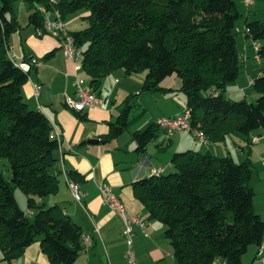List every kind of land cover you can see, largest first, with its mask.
<instances>
[{
    "label": "trees",
    "instance_id": "1",
    "mask_svg": "<svg viewBox=\"0 0 264 264\" xmlns=\"http://www.w3.org/2000/svg\"><path fill=\"white\" fill-rule=\"evenodd\" d=\"M19 2L31 11L30 24L36 29L46 22L38 6L57 12L63 21L83 10L90 13L88 27L72 35L83 50V70L93 87L121 70L128 75L145 72L143 93L168 94L175 90L162 84L176 77L192 128L211 144L233 136L250 146L248 138L264 131V70L253 80L259 94L255 103L227 98L242 68L235 33L240 13L234 0H62L56 5L0 0V161L8 160L12 172L8 180L0 168V250L5 261L22 256L35 243L51 264H75L86 249L82 226L60 205L45 201L59 193L64 173L52 123L24 99L29 73L8 57L10 38L20 29ZM245 35L259 45L264 66V20L248 22ZM131 108L129 101L108 141L132 125ZM159 132L156 123L135 131L136 151L146 153ZM171 166L169 173L136 182L133 190L148 220L165 227L176 264H214L218 259L243 264L249 248H260L264 239V219L254 208L252 161L236 163L231 153L219 157L189 150L175 153ZM16 188L27 196L32 218L19 206Z\"/></svg>",
    "mask_w": 264,
    "mask_h": 264
},
{
    "label": "crops",
    "instance_id": "2",
    "mask_svg": "<svg viewBox=\"0 0 264 264\" xmlns=\"http://www.w3.org/2000/svg\"><path fill=\"white\" fill-rule=\"evenodd\" d=\"M61 1L54 0V3L56 5ZM234 1L240 13L238 20L239 35H244L243 42L247 58L245 65L250 67L252 63H249L248 58L252 52L248 49L251 45L248 42L250 38L245 35V27L248 22L264 20V0H253L250 6H246L244 0ZM22 4L24 3L19 4V9L28 12L26 14V11L18 12L20 29L11 36L10 48L19 60L36 59L40 63L39 66L33 67L29 72V80L23 88V96L32 109L43 112L63 134L60 150L57 154L60 159V167L64 173L60 191L57 195L52 196L51 200L45 201L48 205H60L82 226L84 234H91L92 236V247L82 251L75 264H127L123 221L118 214L111 212L104 205L100 190L102 186H111L113 193L125 204L127 211L147 222L146 233L137 228L134 238V250L138 264H176L173 250L165 237V227L157 221L148 220V212L145 207L134 197L133 185L144 178H148L154 168L166 167V170L170 169L171 171V157L177 152L197 150L199 152H211L216 156L223 157L231 153V149L226 142L205 144L208 148L201 149L190 141L192 135L189 132L182 136L175 135L169 138L163 130H160L158 138L153 142L156 145V152L149 154L150 144L147 152L140 154L136 151L137 143L133 138V133L137 130L130 131L132 125L120 137L108 141L106 138L111 132L112 124L116 123L127 103L129 101L130 104L133 103L136 95L141 94L143 96L141 79L136 81L132 75L121 70L108 75L98 87H93L88 75L82 69L78 72L79 78L85 81V84L97 94L103 103L100 108L86 109L82 113L74 111L66 102L68 98L76 99L77 88L74 82V67L65 58L59 40L51 36L38 37L36 35V28L30 24L29 20L31 11L25 4L22 7ZM83 11L85 14L82 17L86 19L90 13ZM49 13L51 19L56 18L55 11ZM78 22L72 19L66 25L70 33L84 28V23L79 24ZM70 26L73 31L69 30ZM239 38L237 35L238 52L240 48ZM120 73H125L127 77H118ZM261 75L262 73L259 76ZM251 81L253 80L249 77V85H251ZM34 85L40 86L39 97L35 95ZM162 87L175 91H180L181 88L177 89L176 77L164 81ZM245 91L243 87H236L235 90H229L227 95L245 93ZM159 93L167 97V100L172 97L171 93ZM183 100L184 103L178 100L179 106L183 105V109L167 106L166 109L152 115V118L155 119L156 116H159L157 117L159 120L163 117L179 116L187 108L186 98ZM164 101L166 105V100ZM144 102L146 103L143 101L142 106H146ZM145 110L148 108L146 107ZM132 112L133 108L130 109V116ZM157 119L155 121H158ZM127 131L129 134L124 139ZM91 139L105 141V143L82 145V142ZM239 140L244 139L239 138ZM203 147L205 148V146ZM239 149V151H244V147ZM159 154L167 155L168 166L160 163L157 157ZM67 180L80 186L84 195L83 204L87 213L94 218V225L99 229V234L94 233V225L89 220L88 215L73 200ZM29 214L32 216V213L29 212ZM263 216L261 217L263 218ZM0 264L51 263L42 252L40 243H35L28 247L22 256L11 262L4 260L0 250ZM214 264H226V262L218 259ZM243 264H264V239L260 248L257 246L249 248L243 258Z\"/></svg>",
    "mask_w": 264,
    "mask_h": 264
},
{
    "label": "built area",
    "instance_id": "3",
    "mask_svg": "<svg viewBox=\"0 0 264 264\" xmlns=\"http://www.w3.org/2000/svg\"><path fill=\"white\" fill-rule=\"evenodd\" d=\"M51 4L55 5L54 0H49ZM246 6H250L253 0H244ZM24 7V4H22ZM39 12L46 17V22L43 28L36 29V35L38 37L51 36L59 40L61 49L65 58L70 61L74 67L75 75L74 82L77 88L76 99L68 98L66 100L68 106L76 112H84L86 109L100 108L103 101L97 96V94L89 88L85 81L80 79L78 72L83 69L84 54L82 48L78 47L75 38L70 33L65 25V21L62 20L61 16L56 12V18L51 19V15L45 6H38ZM255 50L258 51L259 45L254 43ZM8 57L12 60L16 66L22 69L24 72L29 73L33 67L39 66L38 60L33 59L30 61L19 60L17 55L12 51L11 48L8 50ZM257 61L260 62L259 56L257 55ZM253 81H251V85ZM40 86L34 85V92L37 97L40 95ZM160 130H163L169 138L189 132L194 138L201 141L202 143L208 144L206 135L197 129H193L191 126V111L185 109V111L176 117H163L156 122ZM52 131V138L57 140L61 146L63 134L56 128L54 124ZM264 162V161H263ZM166 172V167L154 168L151 170L150 177L159 176ZM73 200L81 206L83 211L88 215L89 220L94 225V218L90 216L83 204L84 195L81 192L80 186L75 182L67 180ZM101 193L103 196L104 205L113 213L118 214L123 221L124 230L123 237L126 242L125 259L127 264H138L137 256L134 250V238L136 236V229H140L143 233H146L147 227L146 222L143 218L135 215H131L125 204L113 193L111 186H102ZM94 233L99 234V229L94 225ZM84 248L89 249L92 247V236L91 234H83L81 238Z\"/></svg>",
    "mask_w": 264,
    "mask_h": 264
},
{
    "label": "rangeland",
    "instance_id": "4",
    "mask_svg": "<svg viewBox=\"0 0 264 264\" xmlns=\"http://www.w3.org/2000/svg\"><path fill=\"white\" fill-rule=\"evenodd\" d=\"M19 4H20V2L16 4V9H19V7H20ZM19 11H26V10H23V9L17 10V15H18ZM27 12L28 11H26L25 14ZM83 12L84 11H80L74 15L67 17V19L65 21V25H67L70 20L74 19V20L79 21L78 22L79 24L84 23V26H83L84 28L82 30L86 29V27L88 26V23L86 22V19H83V17H82L83 14H85ZM238 23H239V21L236 22L235 33H236V35H238L240 37L239 38V46H240L239 55H240V62L242 63V68H241L240 77H239L238 81L236 82L237 84H235L233 86L230 85L228 87V91L231 89L235 90L236 87H238V88L243 87L244 90H246V91H245V93L241 92L240 94L227 95V98L232 99L234 101L246 99L249 103H255L257 101V99L259 98V94L254 91L252 85H249L248 78L250 77L252 80L257 78L263 72L264 66H263V64H261L260 62L257 61V58H256L257 57V51L255 50L254 42L251 39L248 41L249 44L251 45V46H249L248 49L252 52V54L248 58V61H249V63H252V64L250 67H247V65H245V63H247V60H246L247 58L245 56V46H244V42H243L244 35H239L240 33H239ZM69 30L73 31V28H71V26H70ZM253 53H254V56H252ZM146 74L147 73L143 72V73H139V74H133L132 76L134 77V80H136V81L141 79L142 87H143V83L146 79ZM118 77L121 78V77H127V76L125 75V73H120L118 75ZM176 81H177V89H178L179 87H181V82L178 78H176ZM142 95L143 96H141V94L136 95L137 97L133 100V103H131V106L133 108V112H132L130 117L133 120V122H132V128L130 129V131H132V132L134 130L138 131L139 129H141L140 130L141 132L145 131L154 122H157L155 120L159 116H156V118L154 119V118H152V115H156L162 109L163 110L166 109L167 106H171V107L177 108V109H183L182 104H181L182 106H179L178 100H180V101H182V103H184L183 99L185 98V95L183 93H181L180 91H174L173 93H171L170 95L172 97L171 98L168 97L169 98L168 100H167V97H165L164 95H162L159 92L154 93V94L142 93ZM164 98H166V99H164ZM164 100H166V105H165ZM143 101H146V103L144 102V104L146 106H142L141 103H143ZM146 107L148 108V110H145ZM182 113H183V111L180 114H182ZM127 134H129L128 131L125 133L124 139L127 138V136H128ZM166 136L168 137L167 134H166ZM190 138H191L190 141H192L195 145H198L199 148H201V149L208 148V147H206L205 143H202L201 141L197 140L196 138L193 137V135ZM248 139L251 142L250 146H249L248 140L247 141H245V140L240 141L238 137H233V136L229 137L226 140V143H227V146L229 147V149H231L230 151H231L236 163H243V162L247 161V159H250L252 161L253 177H252L251 185L255 191L254 208H255V211L257 214H259L260 216H263L264 215V162H263L264 161V131L258 130L256 132H254L251 135V137H249ZM203 146H205V148ZM240 147H244V151L243 150L239 151ZM199 148H197V149L200 150ZM194 151L199 152L197 150H194ZM155 152H156V145H155V143H152L149 147V154L155 153ZM157 157L160 160V163H162V164L164 163V165L168 166V160H166L167 155L159 154ZM0 168L3 171L5 178L9 180L11 178V175H12L9 161L6 159L1 160L0 161ZM169 172H170V169L166 170V173H169ZM15 196H16V199L18 201L19 206L24 211H26L27 215L30 218H32L33 216H30L29 211L27 209L28 201H27V196L25 195V193L21 189L16 188L15 189ZM45 200L49 201V200H51V197H47ZM263 219H264V216H263ZM146 225H147V222H146ZM254 247H256V246H254Z\"/></svg>",
    "mask_w": 264,
    "mask_h": 264
},
{
    "label": "water",
    "instance_id": "5",
    "mask_svg": "<svg viewBox=\"0 0 264 264\" xmlns=\"http://www.w3.org/2000/svg\"><path fill=\"white\" fill-rule=\"evenodd\" d=\"M105 141H100V140H88V141H84L82 142V145L88 144V145H99V144H104Z\"/></svg>",
    "mask_w": 264,
    "mask_h": 264
}]
</instances>
